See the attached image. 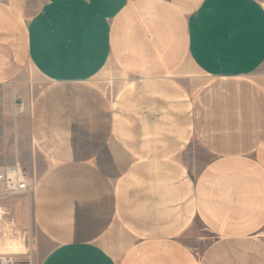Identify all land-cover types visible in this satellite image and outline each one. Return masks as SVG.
Segmentation results:
<instances>
[{
	"label": "crops",
	"instance_id": "0c3cea01",
	"mask_svg": "<svg viewBox=\"0 0 264 264\" xmlns=\"http://www.w3.org/2000/svg\"><path fill=\"white\" fill-rule=\"evenodd\" d=\"M69 1L0 0V85L48 83L41 264H264V0ZM117 61L138 80L89 84Z\"/></svg>",
	"mask_w": 264,
	"mask_h": 264
},
{
	"label": "rangeland",
	"instance_id": "374dc122",
	"mask_svg": "<svg viewBox=\"0 0 264 264\" xmlns=\"http://www.w3.org/2000/svg\"><path fill=\"white\" fill-rule=\"evenodd\" d=\"M68 3L70 4L68 8L75 7L72 5L73 0ZM17 24L16 22V33L20 34L19 38L23 44L25 32ZM24 49L22 45V52ZM123 67L119 61L110 63V66L93 78L89 84L100 85L110 90L111 94L122 83L131 79L138 80L135 75H123L121 70ZM190 68L192 70L193 66ZM197 75L200 76L198 70ZM254 75L264 83V66ZM47 85L45 79L32 71H27L18 77L16 82L0 85V167L16 162L21 163L32 184L29 193L16 195L6 194L0 186V207L3 208V214L0 216V264H41L47 251L53 246L52 241L35 221L31 206L34 186L49 165V161L31 139L30 109L35 96ZM12 199H16V205L8 203ZM255 238L257 241L264 242V229L257 233ZM217 239L213 236L206 238L201 231L190 243L195 248L197 259H202L206 246ZM14 242L19 248L16 251L12 250Z\"/></svg>",
	"mask_w": 264,
	"mask_h": 264
},
{
	"label": "built area",
	"instance_id": "2783aa9c",
	"mask_svg": "<svg viewBox=\"0 0 264 264\" xmlns=\"http://www.w3.org/2000/svg\"><path fill=\"white\" fill-rule=\"evenodd\" d=\"M264 9V2L262 3ZM0 186L6 194H27L31 189V182L21 163L0 167Z\"/></svg>",
	"mask_w": 264,
	"mask_h": 264
},
{
	"label": "bare ground",
	"instance_id": "6f19581e",
	"mask_svg": "<svg viewBox=\"0 0 264 264\" xmlns=\"http://www.w3.org/2000/svg\"><path fill=\"white\" fill-rule=\"evenodd\" d=\"M2 214H3V211H1L0 212V216H2ZM4 220V219H3ZM5 226V225H4ZM12 230V229H11ZM8 231V230H7ZM21 240V239H20ZM22 241V240H21ZM10 243V242H9ZM12 243V242H11ZM8 246V245H7ZM22 246V245H21ZM23 247V246H22ZM10 248V247H9ZM19 248H18V246H17V243L16 242H14L13 244H12V250L13 251H16V250H18Z\"/></svg>",
	"mask_w": 264,
	"mask_h": 264
}]
</instances>
